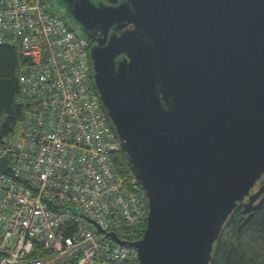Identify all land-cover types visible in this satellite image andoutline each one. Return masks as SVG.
Wrapping results in <instances>:
<instances>
[{
	"label": "water",
	"instance_id": "1",
	"mask_svg": "<svg viewBox=\"0 0 264 264\" xmlns=\"http://www.w3.org/2000/svg\"><path fill=\"white\" fill-rule=\"evenodd\" d=\"M71 2L83 36L103 32L95 88L147 197L128 243L140 264H210L237 207L264 205V0Z\"/></svg>",
	"mask_w": 264,
	"mask_h": 264
},
{
	"label": "built area",
	"instance_id": "2",
	"mask_svg": "<svg viewBox=\"0 0 264 264\" xmlns=\"http://www.w3.org/2000/svg\"><path fill=\"white\" fill-rule=\"evenodd\" d=\"M5 44L25 63L22 118L0 128V264H140L128 242L146 195L115 168L121 144L93 86L87 38L43 0H0Z\"/></svg>",
	"mask_w": 264,
	"mask_h": 264
},
{
	"label": "trees",
	"instance_id": "3",
	"mask_svg": "<svg viewBox=\"0 0 264 264\" xmlns=\"http://www.w3.org/2000/svg\"><path fill=\"white\" fill-rule=\"evenodd\" d=\"M43 4L49 12L58 15L48 6L47 0H43ZM67 25L75 31L69 24ZM24 63L25 59L16 46L0 45V128L5 134L13 131L22 118L23 110L15 103V97L20 91L19 76ZM92 80L95 88L93 70ZM113 161L119 175L128 185L134 186L135 174L126 154L122 150H115ZM134 189L145 193L141 183L135 184ZM144 208L147 216V197ZM235 212L236 210L233 213ZM240 224L236 217L229 218L214 245L210 264H264V206L254 211L246 225L239 228ZM145 228L146 221L136 229L137 239L143 235Z\"/></svg>",
	"mask_w": 264,
	"mask_h": 264
},
{
	"label": "flooded vegetation",
	"instance_id": "4",
	"mask_svg": "<svg viewBox=\"0 0 264 264\" xmlns=\"http://www.w3.org/2000/svg\"><path fill=\"white\" fill-rule=\"evenodd\" d=\"M74 1L81 2L82 0H74ZM90 1L93 2L94 4L98 5V6L99 5L104 6V5L110 4L109 0H90ZM121 1L122 0H119V2H121ZM71 3H72L71 0H47L48 6L51 5L52 6L51 10H53L55 13H65V14L67 13V16L64 15L61 17L64 18L65 23L69 24L77 33L81 34V32H82L81 26L74 19L70 18L71 17V9L74 6ZM116 31L118 32L120 30L117 29V25H114L113 28L109 32V36ZM87 33H88V36H86V38L88 40L89 49L91 48V46L96 44L97 41H95V38L101 39L102 37H104L102 30L99 29L98 27H96L95 29H92V30L91 29L87 30ZM123 56L124 55H122L121 57H123ZM263 184H264V175L259 180V182L257 183V185L255 186L254 189L258 190L259 188H261V186ZM263 197H264V193L259 197V200L262 199ZM246 201H247V199L244 202H242L237 207L236 212L233 213V215H231V218L236 217V220H238L241 223L239 228L243 227L244 225H246V223H248L250 221V219L248 221H245V220L251 212L254 213V211H255V209H252L248 213L244 212Z\"/></svg>",
	"mask_w": 264,
	"mask_h": 264
},
{
	"label": "rangeland",
	"instance_id": "5",
	"mask_svg": "<svg viewBox=\"0 0 264 264\" xmlns=\"http://www.w3.org/2000/svg\"><path fill=\"white\" fill-rule=\"evenodd\" d=\"M118 150H121V149H118ZM138 227H133L132 229H137Z\"/></svg>",
	"mask_w": 264,
	"mask_h": 264
}]
</instances>
